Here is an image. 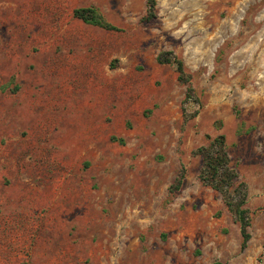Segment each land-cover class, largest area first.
<instances>
[{
    "label": "rangeland",
    "instance_id": "1",
    "mask_svg": "<svg viewBox=\"0 0 264 264\" xmlns=\"http://www.w3.org/2000/svg\"><path fill=\"white\" fill-rule=\"evenodd\" d=\"M157 1L148 23L146 0H0V264H264V0ZM89 6L120 31L74 17ZM219 135L245 250L198 177Z\"/></svg>",
    "mask_w": 264,
    "mask_h": 264
},
{
    "label": "trees",
    "instance_id": "2",
    "mask_svg": "<svg viewBox=\"0 0 264 264\" xmlns=\"http://www.w3.org/2000/svg\"><path fill=\"white\" fill-rule=\"evenodd\" d=\"M146 3L147 12L142 21L149 23L158 18V1L146 0ZM73 14L75 18L82 20L86 24L108 31H120V28L107 21L103 13L94 6L76 8ZM157 59L160 64H171L176 67L179 83L188 86L185 102L202 107L201 99L192 85L193 74L188 72L184 60L172 51L160 53ZM198 113L199 109L193 114L184 111L185 122L196 117ZM194 154L200 156L203 162L198 176L199 180L203 185L212 188L220 194L234 221L240 225L243 238L242 249L245 250L251 239L249 229L252 226L251 211L246 207L249 196L248 185L239 181V174L232 165L225 136L219 135L215 138H210L209 143L197 148ZM184 178L185 175L182 172L176 180L173 189L180 190ZM259 210L264 211V206Z\"/></svg>",
    "mask_w": 264,
    "mask_h": 264
}]
</instances>
